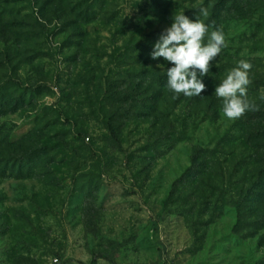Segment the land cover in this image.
I'll list each match as a JSON object with an SVG mask.
<instances>
[{"label":"rangeland","instance_id":"1","mask_svg":"<svg viewBox=\"0 0 264 264\" xmlns=\"http://www.w3.org/2000/svg\"><path fill=\"white\" fill-rule=\"evenodd\" d=\"M239 1L187 97L150 53L219 0H0V264H264L260 165L215 95L243 59L264 102V0Z\"/></svg>","mask_w":264,"mask_h":264},{"label":"clouds","instance_id":"2","mask_svg":"<svg viewBox=\"0 0 264 264\" xmlns=\"http://www.w3.org/2000/svg\"><path fill=\"white\" fill-rule=\"evenodd\" d=\"M200 14L207 17V9L201 8ZM172 19L171 26L164 29L154 44L150 57L153 60L162 57L174 65L167 69V87L175 94L199 96L206 90L202 78L210 73V61L228 47L225 35L222 30L211 31L207 43H204L208 25L199 19L190 20L184 13L174 15ZM251 68L250 62L241 59L215 88L216 97L222 100L223 114L229 120L259 110L247 95V86L252 82Z\"/></svg>","mask_w":264,"mask_h":264},{"label":"trees","instance_id":"3","mask_svg":"<svg viewBox=\"0 0 264 264\" xmlns=\"http://www.w3.org/2000/svg\"><path fill=\"white\" fill-rule=\"evenodd\" d=\"M208 3H205V6ZM240 4L239 0H219L213 8L210 10V16L209 18L204 22L206 25H208V33L215 30H221L220 28V18L222 12L228 8L230 11H238L240 8L238 5ZM190 20L195 21L196 19H200L198 14H194L191 16L190 14H185ZM86 20H90V15L86 14ZM202 21V20H201ZM207 41V39H206ZM206 41L204 43H206ZM142 41H140L134 48L135 52H139V55L135 57V59H138L139 56L145 51L146 47L142 46ZM198 72V70H197ZM144 75V74H143ZM152 80L155 83H158L159 88H163L167 86V75H160V74H153ZM24 105V100H21V104H18L15 106L13 111H17ZM259 110L258 111H248L243 117L236 120L235 126L237 128V131L240 133H244V143L251 144V148L253 150L252 152V158L255 159V162L257 165H260L259 168V187L260 189L264 190V102L258 103ZM112 118L110 121H113ZM108 130L110 131L112 137L116 138V132L112 124H109ZM231 138L229 132H227L224 137L220 139V142L218 145H221L223 141H228V139ZM233 138V137H232ZM231 138V139H232ZM223 140V141H221ZM203 153L207 154L210 153V151H204ZM245 202L250 201V194H246L245 196ZM264 199V192H255L253 194V199L251 200L253 203H260ZM241 215V212H240ZM264 223V222H263ZM261 227L264 226V224H259Z\"/></svg>","mask_w":264,"mask_h":264}]
</instances>
